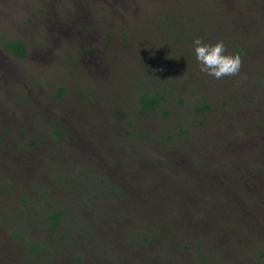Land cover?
I'll list each match as a JSON object with an SVG mask.
<instances>
[{
  "label": "rangeland",
  "instance_id": "obj_1",
  "mask_svg": "<svg viewBox=\"0 0 264 264\" xmlns=\"http://www.w3.org/2000/svg\"><path fill=\"white\" fill-rule=\"evenodd\" d=\"M251 1L258 6L249 10ZM224 13L227 19L221 31L216 16ZM167 22L176 28L169 43H174L172 49L167 45ZM191 25L194 27L190 30H196L195 39L215 41V33H219V39L260 43L264 41V0H0V137L10 131L12 140L19 139L27 148L20 154H10L5 148L7 144L12 147V141L5 139L0 144V203L8 200L13 191L10 189L18 184L14 167L21 166L29 185L39 183L37 177L43 180L45 157L42 163L40 155L64 142L52 134L59 122L65 129L84 130L93 144L105 131L107 135L100 141L105 155L98 167L90 166V159L80 157L82 153H93L86 137L79 135L74 141H66L56 153H66L63 168L73 173L81 170L82 178L97 172L106 175L110 183L107 185H115L116 191L101 205L115 208V213L122 212L127 222L119 226L118 220L117 235L106 234L104 241L99 238L104 229L110 233L109 229L87 232L86 221L74 220V213L69 219V214H64L62 222L51 230L46 215L66 208L68 202L60 198L58 202L62 204L57 206L37 197L35 213L30 215L32 224L21 208L10 215L0 210V264H264V241L259 236L264 235V153H252L264 138V131L258 133L254 126L264 119V97H259L251 77L233 88L230 80L220 79L221 89L216 90L208 82L212 77L200 72L199 67L193 71L189 56L193 57L194 39L183 38ZM3 37L23 39L29 47L28 57L16 59L8 55ZM242 49L247 53V47ZM142 52L146 54L143 56ZM259 53L253 58L261 57L263 61L264 50ZM248 54L251 55L249 51ZM158 57L165 62L153 64ZM142 60L148 61L146 65L152 70ZM245 63L244 60L241 73ZM141 68L143 77L134 80L140 77ZM188 71L195 77H188ZM165 80L186 99L185 104L170 101L175 115L183 116L188 95L191 101L206 99L211 108L203 115L195 111L179 120L175 115L165 118L161 111L143 113L135 102L115 103L122 108L116 113L110 106L104 130L93 127L95 114L99 117L101 113L99 120L103 119L101 100H119L130 85L159 89ZM190 80L195 87L187 85ZM61 87L65 91L60 95ZM109 88H117L118 94L111 96ZM187 89L202 91V97L194 98ZM243 89L246 95L241 101ZM133 96L130 94L131 99ZM247 100L256 101L249 104ZM37 125L42 126L40 134ZM28 128L29 134L25 131ZM182 128L191 133L184 137ZM127 131H133L135 138L140 132L155 136H140L146 139L137 146L126 136ZM240 133L242 143L238 142ZM162 134L173 136L174 140L163 144ZM228 143L230 146L224 151ZM205 172L211 174L203 175ZM39 184L36 190L42 195ZM23 195L29 194L21 192L17 200ZM13 199L9 201L12 203ZM204 206L210 207L206 220H215L220 229V219L232 234V244L222 236L220 253L213 251V246L206 249L203 244L196 245L199 236L156 234L150 242L142 240L144 243L135 247L125 244L131 237L121 236L133 232L143 235V228L137 227L141 222L162 232L168 228L179 231L189 225L194 229L195 224L198 228L205 221L194 213ZM87 208L93 211L90 203ZM161 222L169 227L160 226ZM231 222L237 226L228 225ZM205 232L203 229L201 233ZM224 233L222 228L220 234ZM92 235L95 238L85 249V240ZM29 243L36 244L39 251L31 250ZM185 244L193 248L196 245L195 250H184Z\"/></svg>",
  "mask_w": 264,
  "mask_h": 264
},
{
  "label": "trees",
  "instance_id": "obj_2",
  "mask_svg": "<svg viewBox=\"0 0 264 264\" xmlns=\"http://www.w3.org/2000/svg\"><path fill=\"white\" fill-rule=\"evenodd\" d=\"M249 5H250L249 10L258 6L255 1H251ZM184 18L180 20L181 23L183 22ZM216 18L219 19V21H216V22H218V24L220 25V27L222 29L221 31H224V27L226 25L227 13H224V16H216ZM216 18L214 17L213 20H215ZM201 19L203 22L202 16H201ZM229 20L231 21V19H229ZM211 21H210V23H211ZM203 24H205V23H203ZM62 26H64V25H62ZM193 27L194 26L191 25L189 27V30H186L185 37H183L184 39H186V40L195 39L196 30H190V28H193ZM174 30H176V28L173 27L169 22L165 23V31H166V35H167V39H168L167 45H169L170 49H172L173 46L175 47L174 43L169 44L171 42L172 33ZM218 34L219 33H215L216 39H214V40H217V39L223 40L227 47H229V45H232L231 46V49H233L232 51H234L235 53H238L241 57L242 66L244 64V60L246 61V63H245L246 67H245V70L243 73H241V69H242L241 68L240 72L237 75L229 76V77H223V78H221V81L226 82V81L230 80V82L232 83L231 86L233 88L236 85V83L239 82L241 84V83H243V81H247V78L249 80L251 77L254 81V84L257 85L258 91L260 92L259 97H261V96L264 97V74L260 73L261 71H264V66H263L264 60L262 61L261 57H257L255 60L253 58V55H255V53L260 54L259 52H261L262 49L264 50V41H261L260 43L258 42L256 44L252 45L251 42L246 40V39H243V40L233 39V38L219 39ZM59 35L60 34H57V36H59ZM124 40H125V42H127L128 38L125 37ZM228 42H230L231 44L228 45L227 44ZM2 43H3L4 49L9 54H11L15 57H18V58H22V59L28 57L29 47L23 39L3 37ZM242 46L247 47L249 49V50L247 49V53H245V51L242 49ZM248 51L251 53L250 56L248 54ZM143 53L144 52H142L140 54H143ZM147 53H149V52H147ZM145 54H143V56ZM78 55L81 56L82 53H80ZM143 56H142V58H143ZM152 56H153V59L156 58L154 55H152ZM160 57H158L156 60H153L152 63L153 64H159L160 62H165L164 60L162 61ZM193 57H194V55H193ZM193 57L189 56V58L191 60V63L189 64V66L192 65V67H190V68L193 71H197V68L199 66L195 60V57H194V60H193ZM142 62H143V60H142ZM146 62H148V61H146ZM146 62H143V65L145 67H147V69L149 71L152 70V68L149 67L150 65H146ZM170 62H171V60L169 59L168 64H170ZM260 63H262V64H260ZM251 65L254 68L252 71H251ZM140 72H141L140 77L139 78L134 77L135 78L134 80L141 79L143 77L142 68L140 69ZM188 73H189L188 77H190V78L195 77L190 71H188ZM216 80L217 79L212 78L211 82L210 81H208V82L212 86L213 85L216 86V90L221 89V87H220L221 84L218 85V81L220 79L217 81ZM212 82H214V83H212ZM189 83H190V86L195 87L194 82H192L191 80H190V82L187 81V85H189ZM249 86L250 85L248 84V88H250ZM133 88L135 89L134 92H133ZM108 90L111 92V96H112V94L113 95L118 94L117 88L115 91L114 90L111 91L110 88ZM64 91H65V88L61 87L60 88V95ZM187 91H190L189 93H191V95L194 98L202 97V95H201L202 91L198 92V91H195L192 89H187ZM245 91H246V89H243L242 92H240V94L242 95L241 101H244V99H245V97H244L246 95ZM130 94H134L133 99L130 98ZM180 95H181V93L179 91L177 92L176 90H174L173 84L169 83L166 80L164 81L163 86L159 89H156L152 85H151V88H148L146 86L135 87V86L130 85L129 89L126 90V95L120 96L119 100L108 99L106 102L101 100L102 108L100 109V111L102 112L103 119L99 120V117H101V113H99V117L95 114V119H93L94 123L92 125L94 128L97 127V128L104 130L103 126L106 123V119L108 117V110L110 109V106L113 107V110L116 113H119L120 109L122 108V106H116L115 103L126 104V103H130V102H135L134 104L140 105V110L143 113H153V112L161 111L163 113V116L165 118H168L170 116L175 115V113L171 112L172 107H169L170 101L175 99V100H179L180 104L186 103V99L181 98ZM172 96H174V97H172ZM190 98H191V96L188 95V97H187L188 103L186 105L185 112H182L183 116H180L177 114L175 115V117H178L179 120L186 119L190 113H194L195 111L199 112L203 115V113L207 112V110H209L211 108V106L206 102V99H204V98L199 100V102L191 101ZM255 101L256 100H253L250 102L249 100H247V102L249 104L253 103ZM222 103L227 104L226 101H222ZM105 104H106V107H105ZM123 104H120V105H123ZM0 110H3V108H0ZM29 116H31V115H29ZM31 123H33V121ZM25 126H28V125L25 124ZM254 126L256 127V129L259 130L258 133H262L264 131V119H260V120L256 121ZM37 128L39 130L37 133L40 134V130L42 129V126L37 125ZM25 131L29 134V128L25 129ZM95 132L99 133L97 130ZM169 132L172 133L171 130ZM181 133L185 137V136L189 135L191 132L188 130V128H182ZM52 134L57 138V140L60 139L59 141H64V142H62V144L56 148H50L49 150H51V152L45 154L44 156L42 154L40 155V157L42 159V163H43V160L45 157V166H44L43 171H42L43 175H41L43 177L44 181L42 180L41 177H37L36 179L40 184L37 183V184L29 185V183H28L29 178L27 177L26 173L22 171L21 166H16V168L14 167V170H16L18 172V178H17L18 184L14 185L10 189V192L12 190L13 191L11 192L10 195H8V200L0 203V210L8 211V214L10 215L11 213L17 214L19 212L18 209L21 208V210L23 211V214L25 213L27 215L26 219H27L28 223L32 224L33 219L30 217V215L35 213V199L37 197L39 200L42 199L45 202H54V203H56L57 206H60V204H62V203L58 202V201H60V198H61L64 202H68V205L66 208H61V209L57 208L58 211H51L49 213V215H46L47 220L50 221V224L47 226L49 229L52 230L55 225H59L60 222H62V220L64 218V214H69L66 216V218L69 219L70 216H72V214L74 213L76 215L74 220L80 219L82 221H86L87 228H88L87 232L90 231L91 229L92 230L93 229L103 230L104 228L109 229L108 231L110 233H108V232L105 233V229H104V234H103V236H100L99 241H104V237L106 238V234L108 237H112L113 235L116 236L117 232L120 228L116 227L115 224L117 223L118 220H119V222H121L119 224V226L127 224V222H124L125 216L120 211H119V213H115V211H116L115 208L107 209L105 206L101 205V201L104 198H109L110 195H112V193H114L116 191L115 185L108 186L107 184H110V183L107 179V176L104 175L103 173H100V172H97V173L91 174L85 178H82L81 177L82 176L81 170L75 171L76 173H73V172H70V171L64 169L63 163L66 160V153H56L58 148L61 146H64V143L66 141H68L70 139H72V141H74L80 135V136L86 137L90 141V143L92 144V148H93V153H82V156H80V157L84 158L85 160H86V158L90 159V161H91L90 166L98 167L102 163V159H101L102 155H105V153L101 152L102 144L100 141H101L102 137L106 136L107 134H105V131H101L98 135V140L96 141L95 144H93L91 138H89V136L86 135L87 133L84 132V130L80 129L79 132H77V131L72 130V129H65L64 127L61 126V124L59 122H58L57 126L55 127V129L52 131ZM125 134L127 137L129 136L128 138L131 139V141L134 142L137 146H139L138 143L139 144L144 143L142 141L144 139H146L147 137L155 136V134L153 135V133L147 134V133L140 132L138 135V138H135L133 136V134H134L133 131H127ZM95 136H97V134ZM140 136H145L146 138L142 139V137H140ZM14 137H17V135L15 134ZM5 139H7L8 142L12 141V143H13L12 147H10V144H7L5 149L7 150L8 153H10V154L11 153H17V154L19 153L20 154V153L24 152L23 149L26 147L22 145V143L19 141V139L16 141H13L10 131L1 135L0 144L5 142ZM161 139L163 141V144L171 143L174 140L173 136H169V135H165V134L161 135ZM132 142H130L128 144H124L123 149L127 148V146L132 144ZM238 142H240V143L243 142V135H241V133H240V136L238 138ZM229 146L230 145L228 143L225 146L224 151H226V148H228ZM255 147H256V150L253 151L252 153H264V138H262L261 141L255 145ZM140 148H145V146L140 145ZM2 150H4V149L2 148ZM39 151H41V150H39ZM19 157H21V156L17 155V158H19ZM14 160H16V159H14ZM167 174H168V171L165 172V175H167ZM198 174H201V173H198ZM210 174L211 173L207 174L205 172L203 175H210ZM215 175H219V174H215ZM46 176L49 177L50 180L47 179ZM211 179H213V178H211ZM198 182H199V180H198ZM263 183H264V178H263ZM38 184L43 189L42 195H39V193L36 190V186ZM12 185L13 184H10V187ZM217 185H219V183H216V186ZM17 187H18V189H17ZM21 192H23L25 194H29V195H27V196L23 195V197H21L20 200H17L18 199L17 197H20ZM11 199H13L12 203L9 201ZM49 199H54V200H49ZM88 203L91 204L93 211H91L87 208ZM209 209H210V207L204 206V207H201L196 213H194L197 218L205 221L203 224H198L199 225L198 228H197V224H195V225H193L194 229L192 228L191 225H189L188 227L183 228L179 231L176 229L173 230L172 228H168L167 231L162 232V231H159L158 229H156L153 225H149V224L141 222V224H139L137 227H138V230L143 228V229H141V231L144 233L143 235L138 234L137 232H133V233H129L127 235H121V236H123L124 238H130L131 237L130 239H128L125 242V244L128 247H135L137 245L140 246L144 242H150V238L156 237V234L157 235H163V234H167V233L172 232L175 235L178 234V235H183V236H189V235L199 236L198 237L199 241L196 245L203 244V245H205V247H207L206 249H209L210 246H213V251L220 253V250H221L220 246H221L222 240L224 239L222 236H225L227 238L225 240L226 241L228 240V243L232 244L231 241L229 240L230 239L229 237L232 234H230L226 231L227 225L225 223H222L220 219H217V220H219V223H221L222 228L225 231L224 235L220 234V232H222V228L218 229L219 224L218 225L214 224L215 220H212V219L206 220L205 216L207 215ZM95 211H98L99 215H97V216L93 215L95 213ZM107 222H111L113 224H107ZM193 222L197 223V220H193ZM163 225H166L167 227H169L168 223L161 222L160 226H163ZM228 225H231L233 227L237 226L235 224V222L228 223ZM203 229H206L205 233H201ZM77 234L79 235L80 232H78ZM84 234L85 233H83V236H84ZM134 236H137V237H134ZM259 236H261L262 240L264 241V235L260 234ZM91 238L94 239L95 235L89 236V238L87 240H85L86 242L84 241L85 242V245H84L85 249H86V244L91 242V240H92ZM117 238L115 239L114 245H116V243L118 242ZM29 245H30L31 250L39 251L36 244L29 243ZM195 246L193 248L190 244H185L182 247L184 250H191V249L195 250ZM165 247L166 246H164L163 249H165ZM209 252H210V250H209ZM22 253H24V252H22ZM169 253H173V251H169ZM62 254H63V252L58 253V255H62ZM123 258H125V257L123 256ZM13 260H14V258H13ZM53 260L54 259H48V261H52V262H53ZM43 263L44 262H42V264ZM44 264H47V263H44Z\"/></svg>",
  "mask_w": 264,
  "mask_h": 264
},
{
  "label": "clouds",
  "instance_id": "obj_3",
  "mask_svg": "<svg viewBox=\"0 0 264 264\" xmlns=\"http://www.w3.org/2000/svg\"><path fill=\"white\" fill-rule=\"evenodd\" d=\"M192 54L199 71L217 80L235 76L240 72L242 61L238 53L232 52L223 40H193Z\"/></svg>",
  "mask_w": 264,
  "mask_h": 264
},
{
  "label": "flooded vegetation",
  "instance_id": "obj_4",
  "mask_svg": "<svg viewBox=\"0 0 264 264\" xmlns=\"http://www.w3.org/2000/svg\"><path fill=\"white\" fill-rule=\"evenodd\" d=\"M57 32H58L59 34H61V33L59 32V28L57 29ZM8 55H10V56H12V57H14V58H16V59H22V58L15 57V56H13V55H11V54H9V53H8Z\"/></svg>",
  "mask_w": 264,
  "mask_h": 264
}]
</instances>
